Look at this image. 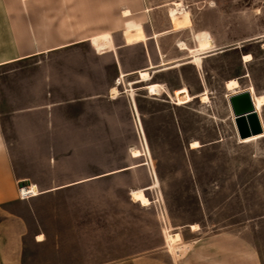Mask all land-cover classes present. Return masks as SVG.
I'll use <instances>...</instances> for the list:
<instances>
[{
  "label": "rangeland",
  "instance_id": "rangeland-1",
  "mask_svg": "<svg viewBox=\"0 0 264 264\" xmlns=\"http://www.w3.org/2000/svg\"><path fill=\"white\" fill-rule=\"evenodd\" d=\"M27 5V13L34 17L36 37L43 42L73 41L92 27L98 28L99 34L124 29L125 41L140 42L153 34L162 52L169 54L161 55L158 64L145 67L147 77L136 71L146 81L147 94L166 101L149 106L153 114L144 127L137 112V128L126 129L124 137L122 131L106 129L99 132L98 141L97 133L89 132L86 147V133L71 129L62 138L66 148L58 149L59 154L72 158L69 167L76 178L83 176L88 155L91 161H101L100 168L91 163L92 174L132 168L76 183L69 195L54 197L47 192L15 204L18 212L29 210L33 232L53 238L70 231L59 228L55 221H74L80 227L73 231L92 238L97 256L110 253L112 260H119L162 246L169 249L166 226L170 233L185 230L183 235L191 237L194 234L188 233L187 225L198 223L199 235H222L225 263H231V245L237 243L239 264H248L244 251L257 264H264V132L241 139L232 110L226 106L230 94L244 89H249L252 97L264 94V0H28ZM125 8L132 10L130 16L123 15ZM137 24L141 25L133 26ZM213 37L225 46L220 55L227 59L230 75L245 71L241 81V76L233 77L240 82L239 88H225L226 100L220 86L223 79L212 77L218 88L212 97L207 88L197 95L200 100L208 95L206 103L194 100L196 95L186 86L170 92L164 84L151 81L153 69L184 63L201 66L203 58L219 47ZM187 38L196 44L189 46L181 40ZM176 41L186 53L170 59L177 50ZM94 42L99 53L109 44L106 36ZM247 53L252 59L245 62ZM162 73L174 79L173 69ZM122 75L125 73L120 75L121 83ZM3 80H11V76ZM159 107L162 113L158 119L154 113ZM255 109L264 127V104ZM177 112L184 117L179 134ZM195 138L201 145L192 148ZM131 147L143 150L142 156H132ZM42 176L49 179V168L45 167ZM25 185L29 193L40 192L33 182ZM138 189L144 190L150 204L132 200L131 192Z\"/></svg>",
  "mask_w": 264,
  "mask_h": 264
},
{
  "label": "crops",
  "instance_id": "crops-1",
  "mask_svg": "<svg viewBox=\"0 0 264 264\" xmlns=\"http://www.w3.org/2000/svg\"><path fill=\"white\" fill-rule=\"evenodd\" d=\"M27 4L28 0H0V264H239L237 243L231 245V263H225L222 235L201 236L200 228L192 230L190 224L187 231L194 236L183 235L185 230L177 232L181 238L173 245L174 249L166 226L169 249L162 246L119 260H112L110 253L97 256L92 238L73 231L80 227L74 221H55L59 228L70 231L53 238L33 232L28 221L29 210L23 213L15 208L19 202L47 192L54 197L69 195L76 183L132 168L92 174L91 163L100 168L101 161L100 158L91 161L88 155L83 162V176L76 178L74 169L69 167L72 158L60 155L58 149L66 148L62 138L71 129L86 133V147L89 132H96L98 141L99 132L106 129L122 131L124 137L126 129L137 128V112L141 114L144 127L153 114L149 106L166 101L160 96L150 97L144 88L146 81L136 71L150 63L158 64L161 55L169 54L162 52L153 34L146 35L147 39L140 42L125 41L124 29L120 33L99 34L98 28L92 27L73 41L43 42L36 37L34 17L27 13ZM141 24L133 26L137 28ZM104 36L109 44L99 53L94 41ZM213 39L218 45V39ZM181 40L189 46L196 44L193 38ZM175 46L177 50L170 59L186 53L179 49L177 41ZM218 46L203 58L201 66L184 63L166 70L153 69L151 81L164 84L170 92L186 86L192 96L196 95L194 100L201 102L197 95L206 88L211 97L218 91L211 81L214 77L215 81L223 79L220 86L225 97V81L240 76L241 81L245 71L231 76L227 59L220 55L225 46ZM170 69H173L172 81L162 73ZM122 73H125L123 81L118 84ZM6 75L11 76V80H3ZM113 86L118 88L116 96L110 92ZM228 105L226 100L229 110ZM160 113L159 107L154 113L158 119ZM175 121L179 134L183 132V115L177 112ZM45 167L49 168V179L42 176ZM20 181L37 184L40 192L29 193L25 184L18 186ZM243 256L248 264H257L248 252L244 251Z\"/></svg>",
  "mask_w": 264,
  "mask_h": 264
},
{
  "label": "bare ground",
  "instance_id": "bare-ground-1",
  "mask_svg": "<svg viewBox=\"0 0 264 264\" xmlns=\"http://www.w3.org/2000/svg\"><path fill=\"white\" fill-rule=\"evenodd\" d=\"M147 11H149V8L146 9ZM132 13H131V10L128 9V8H125L123 10V15L124 16H130ZM129 21H126L125 23H127ZM132 23V22H131ZM185 49H187L186 46H184ZM252 59V56L250 53H247V54H244V60L245 62L247 61H250ZM138 73L140 74V76L142 78H145L147 77V75L149 74L148 72V69H140L138 71ZM123 76V75H122ZM121 83V79L118 80V84ZM240 87V82L236 79V78H229V80H227L225 82V88L227 89V91H234L235 89L239 88ZM244 90H247V89H244ZM249 90V89H248ZM239 92V91H238ZM250 92V91H249ZM118 93V89H117V86H113L111 88V94L112 95H116ZM237 93V92H235ZM252 94V93H251ZM231 95V94H230ZM253 101H254V104L255 106L258 108L260 107L261 105L264 104V94H254L253 95ZM201 101L202 103H206L209 101V96L208 95H202L201 97ZM228 102H229V97H228ZM229 107H230V110H231V106L229 104ZM232 113H233V110H232ZM235 117V116H234ZM260 117V116H259ZM235 120V119H234ZM261 121V120H260ZM234 125H235V121H234ZM262 125V123H261ZM236 127V126H235ZM264 128V127H263ZM237 129V127H236ZM264 132V131H263ZM262 132V133H263ZM238 134V133H237ZM261 134V133H260ZM258 135V134H257ZM239 136V135H238ZM254 136V135H252ZM240 137V136H239ZM241 138V137H240ZM249 138V137H247ZM241 139H244V138H241ZM201 145L200 141L195 139L194 141L191 142V146L192 148H196V147H199ZM131 154L132 156L134 157H138V156H142L143 154V150H141L140 148H136V147H131ZM131 197H132V200L133 201H136V202H139L141 205H147V204H150L151 201L150 199L148 198V196L145 194L144 190H141V189H138V190H133L131 192ZM200 228L199 224H191V229L192 230H198ZM168 236H169V239H170V242H171V247L173 248L174 244L176 242H178L181 238V235H179L177 232L175 233H168ZM39 237H42V235L40 234ZM179 244V243H178ZM177 245V244H176ZM179 246V245H178ZM178 249V247H177Z\"/></svg>",
  "mask_w": 264,
  "mask_h": 264
},
{
  "label": "water",
  "instance_id": "water-1",
  "mask_svg": "<svg viewBox=\"0 0 264 264\" xmlns=\"http://www.w3.org/2000/svg\"><path fill=\"white\" fill-rule=\"evenodd\" d=\"M229 104L235 116L237 133L241 138L257 135L264 131L259 113L254 106L252 94L248 89L231 94ZM23 184H25V181H20L18 186Z\"/></svg>",
  "mask_w": 264,
  "mask_h": 264
}]
</instances>
